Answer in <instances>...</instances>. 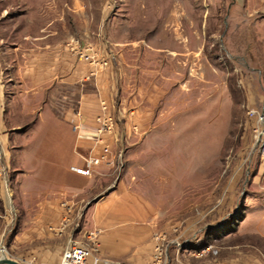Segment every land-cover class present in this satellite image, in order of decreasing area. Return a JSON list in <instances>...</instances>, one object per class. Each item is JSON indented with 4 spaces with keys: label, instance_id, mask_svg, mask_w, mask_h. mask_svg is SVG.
Listing matches in <instances>:
<instances>
[{
    "label": "rangeland",
    "instance_id": "obj_1",
    "mask_svg": "<svg viewBox=\"0 0 264 264\" xmlns=\"http://www.w3.org/2000/svg\"><path fill=\"white\" fill-rule=\"evenodd\" d=\"M49 38L71 51L78 39L79 50L110 60L94 73L116 61L129 114L154 109L149 129L131 126L127 148L101 159L115 162L112 192L151 199L152 260L159 245L166 264H264V0H0L2 116L18 103L10 83L24 52ZM156 50L176 51L157 75ZM110 103L116 130L117 97ZM48 113L31 129L22 171H9L0 156V257L22 264H41L56 247L54 237L29 241L31 218L11 190L20 171L28 185L62 173L64 149ZM73 177L88 187L85 176Z\"/></svg>",
    "mask_w": 264,
    "mask_h": 264
},
{
    "label": "crops",
    "instance_id": "obj_2",
    "mask_svg": "<svg viewBox=\"0 0 264 264\" xmlns=\"http://www.w3.org/2000/svg\"><path fill=\"white\" fill-rule=\"evenodd\" d=\"M59 46L50 43L49 38L40 50L24 52V63L14 71L16 79L10 83L14 92L12 97L17 98L18 103L11 100L8 104L10 109L3 116V100L0 97V156L9 171L23 166L27 139L32 136L31 129L44 121L45 107L49 112L47 117L51 116L58 128H63L53 129L58 139L56 146L59 144L64 149L63 170L57 182L28 185L19 175L22 168L13 177L12 200L17 201L20 195V209L25 217L31 218L25 226V233L29 234L30 242L43 241L44 237L56 238L53 256L42 259L41 264H58L71 235L84 239L92 233L102 256L135 264L149 263L155 246V211L148 203L151 199L137 193L112 192L113 158L106 162H94L89 175L73 171L71 167H85V159L101 156L105 144H109L113 152L124 151L132 133L129 128L135 126L144 133L154 122V109L144 110L139 104L137 115L129 114L126 105L128 83L123 80L124 77L118 76L116 61L94 73L92 64L81 61L68 47L63 49ZM150 53L159 62L152 72L157 75L161 72L160 63L163 62L164 67V60L176 51L156 50ZM115 97L122 125L113 133L104 134L103 141H99L95 136L101 101L110 103ZM76 111L81 112L79 119L74 115ZM33 115L37 118L31 120ZM74 121L81 122L82 130H74ZM75 174L85 176L89 180L88 187L83 189L74 179ZM1 188L0 193L5 194L3 186ZM67 214L70 222L64 224L63 217ZM77 222L80 225L78 228L75 227Z\"/></svg>",
    "mask_w": 264,
    "mask_h": 264
},
{
    "label": "built area",
    "instance_id": "obj_3",
    "mask_svg": "<svg viewBox=\"0 0 264 264\" xmlns=\"http://www.w3.org/2000/svg\"><path fill=\"white\" fill-rule=\"evenodd\" d=\"M73 52H75L79 59H84L94 66H105L108 65V59H103L99 57L97 52H94L90 46L86 47L84 50H79L80 40H72L69 43ZM100 58V59H99ZM250 113L256 114V111L251 110ZM259 114V113H258ZM76 119L81 117V112L76 111L74 113ZM259 119L264 121V114L259 115ZM96 139L103 141V135L106 133H113L115 126L118 122V118L111 111L110 104L102 100L101 101V110L100 113L96 116ZM73 128L75 131L82 130L81 122L74 121ZM259 133V131H258ZM111 146L105 144L103 148V153L99 157H87L85 159V167L72 166L71 169L78 173L89 175L91 174V166L94 162H98L101 159L108 157ZM70 222L69 215H64L63 223L67 224ZM80 225L77 222L75 227L78 228ZM160 246L156 247V253L154 254L153 260L146 264H166L164 260L163 252L159 249ZM159 250V252H158ZM58 264H135L130 261H122L118 259H112L109 257H104L101 255L99 243L95 235L87 234L84 239H78L75 236L71 235L65 245V248L62 252L61 259Z\"/></svg>",
    "mask_w": 264,
    "mask_h": 264
},
{
    "label": "water",
    "instance_id": "obj_4",
    "mask_svg": "<svg viewBox=\"0 0 264 264\" xmlns=\"http://www.w3.org/2000/svg\"><path fill=\"white\" fill-rule=\"evenodd\" d=\"M0 264H22L18 260L8 257L7 255H2L0 257Z\"/></svg>",
    "mask_w": 264,
    "mask_h": 264
},
{
    "label": "bare ground",
    "instance_id": "obj_5",
    "mask_svg": "<svg viewBox=\"0 0 264 264\" xmlns=\"http://www.w3.org/2000/svg\"><path fill=\"white\" fill-rule=\"evenodd\" d=\"M4 255H6V254H4Z\"/></svg>",
    "mask_w": 264,
    "mask_h": 264
}]
</instances>
